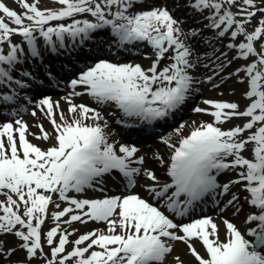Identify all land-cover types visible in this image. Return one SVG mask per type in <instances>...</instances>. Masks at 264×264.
<instances>
[{
    "label": "snow or ice",
    "instance_id": "1",
    "mask_svg": "<svg viewBox=\"0 0 264 264\" xmlns=\"http://www.w3.org/2000/svg\"><path fill=\"white\" fill-rule=\"evenodd\" d=\"M14 2L22 7V12L0 2V45L7 43L9 47L6 54L0 47V64L8 66L0 67V83L12 81V66L24 51L20 44L12 42L14 35L27 42L32 56H38L37 34L55 49L57 42L59 47H65L66 35L83 43L90 33L109 27L118 47L133 41L146 42L155 56L148 68L139 63L107 60L86 66L78 78L70 81L73 91L64 98L67 112L61 110L59 101L41 99L38 107L51 123L52 132L37 125L40 132L36 139L53 140L47 149L26 138L28 125L22 119L14 121L16 127L13 122L0 123V194L6 197L0 201V234L19 239L18 249L25 252V260L16 264H32L38 254L45 257L44 264H160L173 251L172 241L185 243L197 264H264V0H189L194 10H207L206 27L216 29L220 38L229 37L226 47L237 50L232 60L246 61L229 75L246 84L242 96L250 102L243 110L237 102L211 99L203 101L211 110L195 107L194 112L207 113L214 120L192 127L178 144L170 139L163 141L171 149L170 158L165 161L157 154L156 159L161 167L166 165L167 181L143 167L145 158L136 156V146L109 143L108 124L101 113L86 104L74 103L73 97L87 94L99 105L114 103L123 117L149 123L168 117L186 102L197 82L190 71L197 66L191 59L193 50L181 38L197 33L185 34L166 7L135 11L138 0H56L61 7L55 9H41L40 0ZM232 7L237 11L233 12ZM79 14H89L94 20L76 19ZM68 18L71 23L50 24ZM254 18L256 22L252 24ZM221 56L227 64L232 63L226 53ZM225 66L221 63L206 80L211 82ZM16 83L25 87L19 80ZM77 87L82 91H75ZM2 99L11 101L13 96L3 95ZM32 115H36L35 110ZM233 118L247 119L242 126L227 130L217 126ZM185 126L181 124L177 133ZM14 133H18V142ZM244 151H250L251 157L243 155ZM113 172L126 179V188L134 187L142 176L147 181L144 190L148 198L139 193L108 194L103 178ZM225 172H235L236 178L218 182V176ZM235 185H240L247 195L242 204L240 197L231 193L220 208L225 228L223 240L219 225L210 216L177 223L166 214L186 217L206 197L211 195L215 200L228 195ZM94 186L101 198L68 195L70 191L83 193ZM53 194H58L68 206L51 213L56 223L44 233V241L50 246V253L46 254L42 225L49 206L60 207ZM244 204L250 210L239 225L224 217L228 208L239 217ZM66 215L68 219H62ZM90 220L105 222L107 231L92 230L70 241L72 232L62 228ZM57 236L58 243L53 246ZM193 241L201 244L203 255ZM85 242L87 245L82 246ZM69 243L73 244L71 250L66 248ZM94 247L100 250H92ZM16 251V247L5 249L0 240V257L10 258ZM175 260L176 264H183L179 256Z\"/></svg>",
    "mask_w": 264,
    "mask_h": 264
},
{
    "label": "rangeland",
    "instance_id": "2",
    "mask_svg": "<svg viewBox=\"0 0 264 264\" xmlns=\"http://www.w3.org/2000/svg\"><path fill=\"white\" fill-rule=\"evenodd\" d=\"M3 3H5L6 6L10 7L13 5L12 0H1ZM29 3L32 2V0H28ZM189 0H138V6L135 11L139 10H149L153 7H166L170 13L173 15L175 19L179 21V26L183 30L185 34L196 32L197 35L191 36V35H184L181 38L185 41L186 44L190 46V48L193 50L192 55V62L196 64V68L190 70L191 74L194 76L196 83H194L193 89L186 100V102L178 109V116H176V113L174 114V117H172V120L170 124H163L159 128V132L156 133L159 137L156 139L151 138L148 141L141 142L140 146L138 148V151L142 154H144L148 161L149 160H157L155 163L151 164H144L146 168H149L151 170H155L156 174L162 181H167L169 178L163 176L160 172H158V168H163V171H165V167H161L160 162L158 159H156L157 154L162 156L164 160L166 161V156L169 155L168 159L171 155V149H169L165 144V139H170V142L173 144H178L179 139L181 136H186L190 133L191 128L198 126L201 122H213L214 118L207 114V113H196L193 111L195 107L200 108H209L210 106L205 105L203 103L206 99L211 100H217V101H228V102H237L240 105V109L243 110L244 107L250 102L248 99L244 98L242 96V93L246 90V84H242L238 82V77L235 75L230 76V73H234L235 69L243 64L246 63L243 59H235L232 60L233 56L237 55V50L235 49H228L226 47L227 43H229V37L226 35L224 38H220L216 35L217 30L212 29L209 27H206V25L209 24V20L206 19V23L202 20L205 19V16L208 15L207 10H205L204 13H201L197 10H194L193 8L188 6ZM38 7L41 9L44 8H59L61 5H59L56 0H40ZM233 12L237 11L236 7H232L231 9ZM199 12V14H198ZM87 15V16H86ZM84 17H87V19L94 20L89 14H80L79 16H76V19H83ZM256 20L255 18L252 21V24H255ZM25 23H28L25 21ZM57 23H71V18L65 19L63 21H52L50 24L55 25ZM14 26V25H12ZM105 32L111 31L109 27L105 28ZM248 30H251V25L248 26ZM94 38H102V45L103 41L107 38V36L102 33L101 31L94 35ZM136 43H126L124 46L125 48L118 47L117 44L111 43V48L108 50H114L116 51V54H119L118 56H121L118 59L115 58H108L104 56L107 53H112L109 51H105L106 53L103 55H97L95 57L87 59V61H90L87 66L94 65L99 60H107L112 63H132V64H141L144 68L150 67L153 59H155L153 49L151 46L147 45L146 42H138ZM107 44H110L108 42ZM106 44V45H107ZM3 45H8L7 43ZM104 44V47L106 46ZM1 46V45H0ZM103 47V48H104ZM107 47H105L106 49ZM62 53H66L65 51H61ZM221 53L227 54V59L232 60V63L229 65L226 63L225 57L221 56ZM84 55V54H82ZM147 57V58H146ZM217 57H220L219 60H217ZM60 61V59H58ZM92 60V61H91ZM163 63H167V61H164ZM221 63H224L226 66L224 67L223 71H220L218 75L213 76V80L211 82H208L206 80L207 76L213 75L214 70L219 69V65ZM207 65V67H205ZM80 68L73 71V78H78L80 72L82 70H79ZM240 75H243L241 73ZM63 79L61 76H56L54 80ZM213 85H218L217 87H213ZM73 89L70 87V85H67L66 87L59 89L58 92L44 96L45 97H51L57 95L60 96V108L61 110L67 112L68 104L65 101V97L72 92ZM75 91H82V88L77 87ZM22 97H26L30 99L29 96H27L26 93H22ZM43 99V97L36 98L35 100ZM57 99V98H56ZM54 101V99H52ZM38 101V102H39ZM73 102L77 104H86L89 107L97 109L102 114H104V107L107 105V108H105L108 112L109 119H106L108 127H107V133L109 137V143L117 142L126 144V137H124L121 133V123H118V120H125L120 116H116L115 114H119V109L115 106V104H104L99 105L97 104L92 97L88 96L87 94L79 96V97H73ZM16 103L18 105L24 104L25 101L23 98H20L17 102L13 104V106L16 107ZM97 105L95 107L94 105ZM6 107H12L11 104H5L3 108ZM34 108V109H33ZM36 111V115H32V111ZM211 110V109H210ZM174 118V122L172 123ZM18 119H22L27 125H28V131L26 133V138L33 144L41 147L42 149H47L50 147L54 141L53 140H42V139H36V135H39V128L37 125L42 124L48 132H52V125L47 119V117L44 115L43 112L40 111L38 107V103L34 104V107H32L31 110H29L28 113H24L23 116H21ZM57 119L59 117L57 116ZM247 118H233L232 120L225 122L223 124L217 125L220 126L222 129L227 130L233 127L234 125H243V123L246 122ZM11 122V121H10ZM91 122V121H89ZM195 122V123H193ZM14 124V122H13ZM184 124L186 125L184 128L180 130L179 133H177V129L180 128V125ZM14 127L16 125L14 124ZM247 132L244 133V136H247ZM17 142H18V133H14ZM154 141L155 143H152ZM248 149H251L252 145L249 144ZM169 154H168V153ZM167 153L166 155H164ZM243 155L246 157H251L250 151H244ZM162 171V172H163ZM238 171V170H237ZM227 177H222L224 180H227L228 177L235 179L236 173L235 172H228L226 175ZM116 177H119V181H113V184L117 182H123V177L117 175ZM218 179L220 183H223L224 180ZM147 182V181H146ZM105 191L108 192L110 195H127L132 193H139L137 190H133L131 188H126L123 184L118 190H110V188L107 185H104ZM142 193V192H141ZM139 193L143 198H146L148 196L147 192L143 194H147L146 196ZM70 197H75L79 199H92V198H101V193L96 190V187L93 188H86L83 193H76L75 191H70L68 193ZM15 198V197H14ZM6 197L3 194H0V201L5 200ZM53 200L56 204H59L60 207L56 208L55 204H51L48 209V214L45 219L44 225H42V243H43V251L44 253H50V246L46 244L44 241V233H46L51 227L55 226V221L52 219L51 213L54 211L62 210L64 207H67L68 204L65 201H62L59 199L58 194H53ZM206 204V201L204 202ZM214 205L217 206L216 203L213 202ZM22 211V209H21ZM174 215V214H173ZM175 216V215H174ZM220 216V214H219ZM62 219H68V216L66 215ZM215 220V218H214ZM177 223H179L176 220ZM219 225V236L220 239L223 240L225 238V228L224 225L219 221H215ZM62 228H66L69 232H72V235H70L69 240L75 241L80 235L85 234L92 230H102L107 231V224L105 222H98V221H88L85 224H81L80 222H73L71 225H62ZM73 229L76 231L73 232ZM119 231V229L117 230ZM0 240H3L5 249L16 247L17 251L11 255V257H0V264H16L17 261H23L25 260V252L23 250L18 249V245L20 243L19 239L15 237L12 234H0ZM55 243H58V236L54 238V245ZM88 242H85L84 245L86 246ZM195 244L197 250L203 255L204 249L202 248L201 244L197 241H193ZM173 245V251L171 254H168L164 261L160 262V264H176L175 257L179 256L180 260L183 261V264H197L195 259L191 256L187 246L185 243L180 241H172L171 243ZM73 247L72 243H69L66 248L68 250H71ZM92 250H100L98 247H94ZM45 257L38 254V257L35 258L32 262V264H44ZM69 264H71V261H69Z\"/></svg>",
    "mask_w": 264,
    "mask_h": 264
},
{
    "label": "bare ground",
    "instance_id": "3",
    "mask_svg": "<svg viewBox=\"0 0 264 264\" xmlns=\"http://www.w3.org/2000/svg\"><path fill=\"white\" fill-rule=\"evenodd\" d=\"M13 1V5H11L10 6V8H12V9H14V10H16L18 13H20V12H22L23 11V9H22V7L18 4V3H16V2H14V0H12ZM30 1V0H29ZM0 2H2L1 0H0ZM189 6V5H188ZM190 7V6H189ZM193 12H194V9H193ZM0 15H2V13H0ZM80 15V14H79ZM79 15H77V16H79ZM87 16V15H86ZM85 18H87V17H84L83 19H85ZM203 22H205L206 23V19H203L202 20ZM38 35V34H37ZM70 38V37H69ZM18 39H22V37L21 36H19V35H14L13 37H12V42L13 43H15V42H17L18 41ZM79 39V38H78ZM54 40H55V38H54ZM80 40V39H79ZM77 41V40H76ZM40 42V41H39ZM42 43H44V41L42 40L41 41ZM88 43H93V41H91V40H86V41H84L83 42V48L85 47V45H87ZM89 45V44H88ZM42 46H44V51H40V50H37L38 52H39V55L38 56H32V54H31V52L29 53V55L27 56V65L29 66V69L30 68H32V66H33V64H34V62L36 61V59H39L40 60V57L39 56H44V57H48L49 55H50V51H45V49H47V47L44 45V44H42ZM77 47H79L80 46V43H78L77 45H76ZM3 48V50H4V52H5V54L7 53V46H3L2 47ZM72 58V56L71 57H69V59L68 60H70ZM3 67V66H2ZM7 67V66H6ZM57 98V99H56ZM52 99H54V101H60V96L58 97V96H52ZM107 106V105H106ZM105 106V107H106ZM105 107H104V109H103V111H104V115H102L103 117H104V120H106L107 118H110L109 117V115L107 114V110L105 109ZM120 111V110H119ZM104 120H101L100 121V123L101 124H103L104 123ZM143 123H145L146 121H142ZM168 153V152H167ZM169 154V153H168ZM136 156L137 157H140V156H143L144 158H145V162L147 163V164H151V163H155L156 162V160H154V159H152V160H149V161H147V159H146V157L144 156V155H141V153H137L136 154ZM168 158V157H167ZM159 161V160H158ZM137 167H139V165H137ZM144 168H146V166H143ZM158 172H160V173H162V169L161 168H158V170H157ZM225 174H227L226 172H225ZM144 185H145V182L143 181V178H142V176L141 177H139V182H138V185H136L135 186V189H137V190H141V191H143V192H146L145 190H144ZM116 186V185H115ZM118 186V185H117ZM238 196L240 197V201H242L243 199L241 198V194H238ZM246 207L247 206H244V208L246 209ZM244 210V209H243Z\"/></svg>",
    "mask_w": 264,
    "mask_h": 264
}]
</instances>
